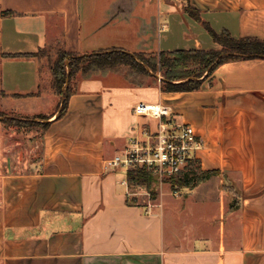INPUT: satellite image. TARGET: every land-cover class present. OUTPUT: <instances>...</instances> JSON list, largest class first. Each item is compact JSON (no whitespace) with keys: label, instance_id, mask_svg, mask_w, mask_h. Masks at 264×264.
Segmentation results:
<instances>
[{"label":"crops","instance_id":"1","mask_svg":"<svg viewBox=\"0 0 264 264\" xmlns=\"http://www.w3.org/2000/svg\"><path fill=\"white\" fill-rule=\"evenodd\" d=\"M209 27L264 38V0H0V110L49 121H0V264H264V56L224 61L193 89L164 88L160 72L80 76L60 115L36 54L217 47ZM141 100L191 123L192 157L215 171L173 188L146 165L155 191L130 183L145 164L113 158L160 120Z\"/></svg>","mask_w":264,"mask_h":264},{"label":"trees","instance_id":"2","mask_svg":"<svg viewBox=\"0 0 264 264\" xmlns=\"http://www.w3.org/2000/svg\"><path fill=\"white\" fill-rule=\"evenodd\" d=\"M187 8L197 13L190 4ZM217 47H179L160 51L129 50L124 47H111L92 52L76 53L59 48L55 60L51 63V81L62 94L61 115L67 107L68 96L74 90L73 83L78 77H89L96 73L118 71L130 77L134 83L144 84L156 80L161 72L162 86L167 89H193L201 85L222 62L246 57L264 56V38L257 36L233 35L227 28L220 31L209 27ZM47 48L39 49L36 54H45ZM184 78V79H183ZM5 114L0 110V115ZM6 115V114H5ZM3 121L15 126L46 127L45 119L4 116ZM215 170H201L196 159L189 158L182 170L170 174L165 180L171 181L172 187L178 184L195 185ZM156 174L146 165H135L128 169V180L134 184H144L153 193V181Z\"/></svg>","mask_w":264,"mask_h":264},{"label":"built area","instance_id":"3","mask_svg":"<svg viewBox=\"0 0 264 264\" xmlns=\"http://www.w3.org/2000/svg\"><path fill=\"white\" fill-rule=\"evenodd\" d=\"M134 110L158 117V128L147 141L131 137L125 150L114 156L113 163L154 166L162 176L185 168L194 150L203 144L194 126L189 122L176 120L171 114V107L160 102L141 100L134 106Z\"/></svg>","mask_w":264,"mask_h":264},{"label":"rangeland","instance_id":"4","mask_svg":"<svg viewBox=\"0 0 264 264\" xmlns=\"http://www.w3.org/2000/svg\"><path fill=\"white\" fill-rule=\"evenodd\" d=\"M58 52H59V48H47V50H46V56H45V58H47V60H48V58L50 59V64L55 60V58L57 57V55H58ZM160 72V71H159ZM160 74H161V72H160ZM4 116H6L5 114H1L0 115V121L2 120V119H4V118H6V117H4ZM21 118H23V117H21ZM29 118V117H28ZM155 185V182H153V186ZM164 186V185H163Z\"/></svg>","mask_w":264,"mask_h":264}]
</instances>
